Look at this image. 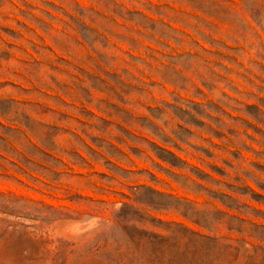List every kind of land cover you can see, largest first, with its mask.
<instances>
[{
    "label": "rangeland",
    "instance_id": "374dc122",
    "mask_svg": "<svg viewBox=\"0 0 264 264\" xmlns=\"http://www.w3.org/2000/svg\"><path fill=\"white\" fill-rule=\"evenodd\" d=\"M0 264H264V0H0Z\"/></svg>",
    "mask_w": 264,
    "mask_h": 264
}]
</instances>
